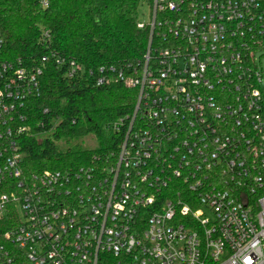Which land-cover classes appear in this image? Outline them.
I'll use <instances>...</instances> for the list:
<instances>
[{"label": "built area", "instance_id": "obj_1", "mask_svg": "<svg viewBox=\"0 0 264 264\" xmlns=\"http://www.w3.org/2000/svg\"><path fill=\"white\" fill-rule=\"evenodd\" d=\"M146 26L140 59L90 70L137 91L117 150L32 174L45 62L85 67L10 60L0 27V219L18 213L0 264H264V0H152Z\"/></svg>", "mask_w": 264, "mask_h": 264}, {"label": "trees", "instance_id": "obj_2", "mask_svg": "<svg viewBox=\"0 0 264 264\" xmlns=\"http://www.w3.org/2000/svg\"><path fill=\"white\" fill-rule=\"evenodd\" d=\"M144 1L0 0L6 58H21L26 64L37 65L44 55L56 52L85 67L84 73L70 77L67 68L57 65L53 57L45 62L40 95L27 100L32 134L22 140L26 174L75 169L90 163L95 154L117 150L120 138L113 125L133 112L137 91L118 82L97 85L90 70L137 61L143 56L149 37L147 26L138 27L139 7ZM45 30L49 37L44 35ZM40 122L44 126H39ZM52 130L57 141L92 133L99 146L93 150H63L49 138L38 139L37 133ZM5 191L0 186V195ZM17 222V210L10 205L0 219V243Z\"/></svg>", "mask_w": 264, "mask_h": 264}, {"label": "rangeland", "instance_id": "obj_3", "mask_svg": "<svg viewBox=\"0 0 264 264\" xmlns=\"http://www.w3.org/2000/svg\"><path fill=\"white\" fill-rule=\"evenodd\" d=\"M139 18L143 22H148L151 18V4L148 0L144 1L140 7H139ZM262 90L264 91V83L262 84ZM54 121V120H53ZM55 122V121H54ZM54 130H52L49 133H45L40 135L38 138L40 141H43L45 138H49L53 141H55L56 145L60 147L63 150H66L68 148H80L83 150H93L96 149L98 144L97 137L89 133L85 136L75 138L74 140L67 141L66 139L56 140L54 138Z\"/></svg>", "mask_w": 264, "mask_h": 264}]
</instances>
